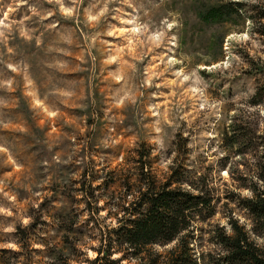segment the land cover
I'll use <instances>...</instances> for the list:
<instances>
[{
  "label": "rangeland",
  "instance_id": "1",
  "mask_svg": "<svg viewBox=\"0 0 264 264\" xmlns=\"http://www.w3.org/2000/svg\"><path fill=\"white\" fill-rule=\"evenodd\" d=\"M258 87L264 0H0V248H17L11 233L33 217L81 212L82 197L122 214L114 204L144 178L136 152L147 143L159 159L144 171L165 177L180 135L186 168L219 194L199 236L217 256L210 223L253 226Z\"/></svg>",
  "mask_w": 264,
  "mask_h": 264
},
{
  "label": "trees",
  "instance_id": "2",
  "mask_svg": "<svg viewBox=\"0 0 264 264\" xmlns=\"http://www.w3.org/2000/svg\"><path fill=\"white\" fill-rule=\"evenodd\" d=\"M256 96H264L263 87H258ZM242 136L246 141L247 136ZM180 139L179 135L174 142L175 157L170 172L162 178L144 171L145 165L152 167L159 155L147 143H143L144 152H136L144 178L138 187L128 182L127 196L114 204L122 214L108 210L107 215H102L101 197H82L83 213L70 210L54 217L53 222L42 219V215L33 217V221L18 224L11 233V242L17 248H0V264H77L82 260L88 264H206V261L264 264V245L254 239V236L264 237V137L257 143L260 152L257 182L261 186L254 185L252 198L246 199L253 226L248 228L234 217L230 218L231 229L210 223L216 227L212 238L220 250L217 256L211 252L205 254L199 236L207 232L203 223L216 214L219 194L209 175L196 168H186L187 139L177 147ZM99 186L90 185V188ZM47 227L56 228L59 241L52 243L46 237ZM88 243L97 252L94 258L86 257L84 248ZM172 243L173 246L165 248Z\"/></svg>",
  "mask_w": 264,
  "mask_h": 264
}]
</instances>
